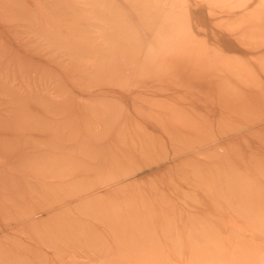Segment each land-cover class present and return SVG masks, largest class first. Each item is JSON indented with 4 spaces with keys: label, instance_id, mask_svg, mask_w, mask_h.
<instances>
[{
    "label": "rangeland",
    "instance_id": "374dc122",
    "mask_svg": "<svg viewBox=\"0 0 264 264\" xmlns=\"http://www.w3.org/2000/svg\"><path fill=\"white\" fill-rule=\"evenodd\" d=\"M0 264H264V0H0Z\"/></svg>",
    "mask_w": 264,
    "mask_h": 264
}]
</instances>
